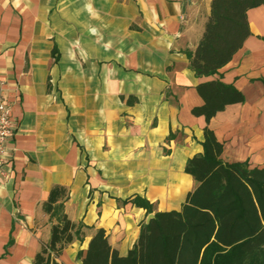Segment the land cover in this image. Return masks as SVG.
I'll list each match as a JSON object with an SVG mask.
<instances>
[{
	"label": "crops",
	"instance_id": "0c3cea01",
	"mask_svg": "<svg viewBox=\"0 0 264 264\" xmlns=\"http://www.w3.org/2000/svg\"><path fill=\"white\" fill-rule=\"evenodd\" d=\"M211 3L0 0V89L15 122L0 176V264H33L61 212L85 226L55 256L72 264L99 228L129 253L151 214L136 197L153 213L181 209L196 187L186 164L204 152L200 83L244 93L209 126L225 162L264 167V4L248 11L252 34L233 59L198 76L189 52ZM56 185L68 197L48 213Z\"/></svg>",
	"mask_w": 264,
	"mask_h": 264
},
{
	"label": "trees",
	"instance_id": "16d2710c",
	"mask_svg": "<svg viewBox=\"0 0 264 264\" xmlns=\"http://www.w3.org/2000/svg\"><path fill=\"white\" fill-rule=\"evenodd\" d=\"M262 4L264 0H212L201 40L189 52L190 66L198 76L214 75L233 59L252 34L248 11ZM197 89L204 104L193 113L204 115L208 125L204 152L190 158L185 168L196 187L181 209L156 211L148 223L142 222L140 236L126 256L99 228L88 248L78 253L82 264H264V167L225 162L224 143L209 126L219 111L244 102L245 95L220 79L200 83ZM67 197V187L56 185L44 209L53 213ZM134 202L154 212L147 199L136 197ZM84 227L61 212L49 244L33 264H66L55 256L75 240H84Z\"/></svg>",
	"mask_w": 264,
	"mask_h": 264
},
{
	"label": "built area",
	"instance_id": "2783aa9c",
	"mask_svg": "<svg viewBox=\"0 0 264 264\" xmlns=\"http://www.w3.org/2000/svg\"><path fill=\"white\" fill-rule=\"evenodd\" d=\"M15 131V122L11 115V106L0 89V176L7 177L6 171V143Z\"/></svg>",
	"mask_w": 264,
	"mask_h": 264
},
{
	"label": "water",
	"instance_id": "95a60500",
	"mask_svg": "<svg viewBox=\"0 0 264 264\" xmlns=\"http://www.w3.org/2000/svg\"><path fill=\"white\" fill-rule=\"evenodd\" d=\"M155 217V213H151V214H149L148 215V218H147V223L152 219V218H154ZM78 264H82L83 263V260H78V262H77Z\"/></svg>",
	"mask_w": 264,
	"mask_h": 264
},
{
	"label": "rangeland",
	"instance_id": "374dc122",
	"mask_svg": "<svg viewBox=\"0 0 264 264\" xmlns=\"http://www.w3.org/2000/svg\"><path fill=\"white\" fill-rule=\"evenodd\" d=\"M75 262H76V260H75V261H72V262H70V263L74 264Z\"/></svg>",
	"mask_w": 264,
	"mask_h": 264
}]
</instances>
